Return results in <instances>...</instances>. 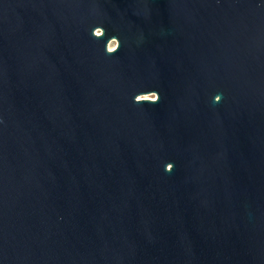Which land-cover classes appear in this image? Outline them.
<instances>
[{
    "label": "water",
    "instance_id": "obj_1",
    "mask_svg": "<svg viewBox=\"0 0 264 264\" xmlns=\"http://www.w3.org/2000/svg\"><path fill=\"white\" fill-rule=\"evenodd\" d=\"M0 264H264V0H0Z\"/></svg>",
    "mask_w": 264,
    "mask_h": 264
},
{
    "label": "clouds",
    "instance_id": "obj_2",
    "mask_svg": "<svg viewBox=\"0 0 264 264\" xmlns=\"http://www.w3.org/2000/svg\"><path fill=\"white\" fill-rule=\"evenodd\" d=\"M91 38L94 40H100L105 36L104 29L100 26L94 27L90 33ZM120 42L117 38L112 37L107 40L106 44L104 45V53L108 56H112L116 54L120 48ZM159 101L158 93L155 91H149L146 93L137 94L133 98V103L137 105L142 104H156ZM220 101V96H216L213 100V103H217ZM173 170V164L168 163L164 167L165 173H171Z\"/></svg>",
    "mask_w": 264,
    "mask_h": 264
}]
</instances>
